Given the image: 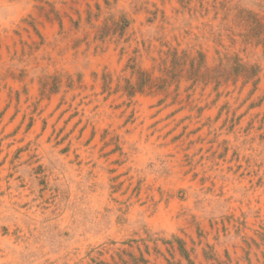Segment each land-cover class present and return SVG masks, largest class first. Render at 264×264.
<instances>
[{"label":"rangeland","instance_id":"rangeland-1","mask_svg":"<svg viewBox=\"0 0 264 264\" xmlns=\"http://www.w3.org/2000/svg\"><path fill=\"white\" fill-rule=\"evenodd\" d=\"M0 264H264V0H0Z\"/></svg>","mask_w":264,"mask_h":264}]
</instances>
